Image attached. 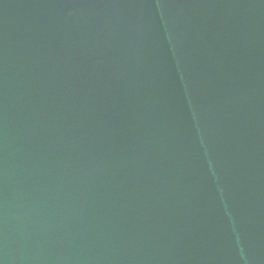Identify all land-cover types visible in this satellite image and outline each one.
<instances>
[{
  "label": "water",
  "instance_id": "1",
  "mask_svg": "<svg viewBox=\"0 0 264 264\" xmlns=\"http://www.w3.org/2000/svg\"><path fill=\"white\" fill-rule=\"evenodd\" d=\"M0 264H264V0H0Z\"/></svg>",
  "mask_w": 264,
  "mask_h": 264
}]
</instances>
